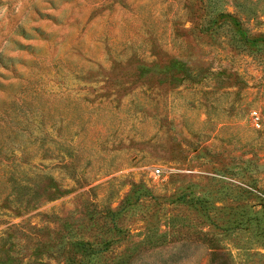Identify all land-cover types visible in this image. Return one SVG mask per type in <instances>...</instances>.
Here are the masks:
<instances>
[{
	"label": "rangeland",
	"instance_id": "1",
	"mask_svg": "<svg viewBox=\"0 0 264 264\" xmlns=\"http://www.w3.org/2000/svg\"><path fill=\"white\" fill-rule=\"evenodd\" d=\"M213 260L264 264V0H0V264Z\"/></svg>",
	"mask_w": 264,
	"mask_h": 264
},
{
	"label": "built area",
	"instance_id": "2",
	"mask_svg": "<svg viewBox=\"0 0 264 264\" xmlns=\"http://www.w3.org/2000/svg\"><path fill=\"white\" fill-rule=\"evenodd\" d=\"M255 115L257 116V112H255ZM257 118H259V117L257 116ZM160 172H161V170H160V169H156L154 173H157V174H159Z\"/></svg>",
	"mask_w": 264,
	"mask_h": 264
},
{
	"label": "trees",
	"instance_id": "3",
	"mask_svg": "<svg viewBox=\"0 0 264 264\" xmlns=\"http://www.w3.org/2000/svg\"><path fill=\"white\" fill-rule=\"evenodd\" d=\"M213 264H216L215 260H213Z\"/></svg>",
	"mask_w": 264,
	"mask_h": 264
}]
</instances>
